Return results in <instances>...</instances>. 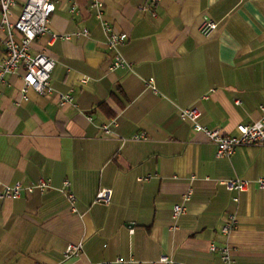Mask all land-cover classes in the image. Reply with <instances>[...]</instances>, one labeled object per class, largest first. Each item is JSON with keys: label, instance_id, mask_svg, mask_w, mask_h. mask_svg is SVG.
I'll return each mask as SVG.
<instances>
[{"label": "crops", "instance_id": "0c3cea01", "mask_svg": "<svg viewBox=\"0 0 264 264\" xmlns=\"http://www.w3.org/2000/svg\"><path fill=\"white\" fill-rule=\"evenodd\" d=\"M24 1L16 0L13 17ZM93 1L57 0L50 21L61 35H87L30 44L32 54L55 62L52 93L28 89L23 100L22 69L1 87L0 183L26 186L43 177L50 187L0 198V264L116 257L165 264L161 255L172 264H217L211 245L226 241L234 264H264V189L230 191L222 183L264 177V145L216 157V146L179 115L197 107L203 125L228 134L260 118L264 0H97L100 8ZM203 17L217 23L209 34L198 28ZM102 21L127 34L118 51L130 68L109 69L115 51ZM5 33L0 28V59ZM64 93L72 100L62 104ZM138 133L147 138L131 139ZM64 180L76 212L59 190ZM188 187L185 212L174 218ZM102 188L111 190L107 204L95 202ZM228 212L238 223L224 235ZM78 243L77 255L66 258L67 245Z\"/></svg>", "mask_w": 264, "mask_h": 264}, {"label": "built area", "instance_id": "2783aa9c", "mask_svg": "<svg viewBox=\"0 0 264 264\" xmlns=\"http://www.w3.org/2000/svg\"><path fill=\"white\" fill-rule=\"evenodd\" d=\"M57 0H25L19 12L13 17V8L16 5V0H0V28L6 30L5 36L2 39L5 55L0 59V98L1 87L8 82V77L22 69V87L20 89L22 99L26 100V92L28 89H33L38 94L47 95L53 92L51 82V74L55 65L54 60L43 52L32 54L30 52V44L37 38L46 36V45H51L59 38L77 37L79 35H87L88 31L82 29L70 35H61L53 31L50 27L51 16L55 10ZM93 6L100 8L101 3L94 0ZM141 9H147L146 6H140ZM101 17V12L97 14ZM102 27L107 35L106 45L109 49L115 51L112 61L109 64V69L115 68H130L131 63L127 61L118 51V46L125 41L127 34L113 29L107 21H102ZM217 27V23L209 18H202L198 24L199 30L203 34H209ZM153 87L151 79L146 83ZM72 96L70 93L60 95V103L70 102ZM239 103L237 99L235 101ZM261 116L258 120L252 123H239L236 125V134L222 133L219 129L209 128L200 122L202 116L201 111L197 107L181 109L179 115L189 122L191 127L197 131H202L208 139L216 146V157L230 156L237 148L240 147H259L264 145V105L259 106ZM104 133L111 132L109 124H103ZM147 136L144 133H138L131 137L133 140H143ZM194 176L191 175V178ZM150 178V175L138 177L139 180ZM225 188L230 191H245L252 184L258 188L264 189V177H257L254 180L235 178L222 181ZM0 198H15L20 196L22 190L32 192L37 189L40 192L45 191L50 187V181L47 178H39L34 184L23 185L16 181L13 184L0 183ZM69 181L64 180L59 190L66 196L67 203L72 212H76L75 196L68 189ZM192 195V187L182 193L181 201L173 205V217L185 212V204L190 200ZM111 200V190L107 188L100 189L95 196V202L107 204ZM236 201L237 197H233ZM237 218L233 212H228L226 220L222 225L221 231L224 235L237 226ZM81 248V244H68L64 256L69 258L77 255ZM212 250H216L220 261L217 264H234L235 259L232 255V247L226 241L220 246L211 245ZM159 261L165 264H172V261L161 255ZM130 260H123L121 257H116L114 260L105 261L101 264H131Z\"/></svg>", "mask_w": 264, "mask_h": 264}]
</instances>
